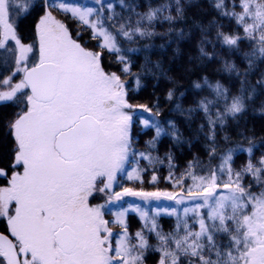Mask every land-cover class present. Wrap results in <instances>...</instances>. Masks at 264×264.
Here are the masks:
<instances>
[{
    "label": "snow or ice",
    "instance_id": "1",
    "mask_svg": "<svg viewBox=\"0 0 264 264\" xmlns=\"http://www.w3.org/2000/svg\"><path fill=\"white\" fill-rule=\"evenodd\" d=\"M0 264H264V0H0Z\"/></svg>",
    "mask_w": 264,
    "mask_h": 264
},
{
    "label": "trees",
    "instance_id": "2",
    "mask_svg": "<svg viewBox=\"0 0 264 264\" xmlns=\"http://www.w3.org/2000/svg\"><path fill=\"white\" fill-rule=\"evenodd\" d=\"M201 2H203V0H201ZM191 11L194 14L197 11V9L195 7H193ZM150 90L151 89H149V91ZM249 122H250V125H255L257 129H259V127H260V125L262 123V121H261V119L259 117V114L250 115L249 116ZM136 226H137L136 223L133 222V227H136ZM165 227H167V223H165Z\"/></svg>",
    "mask_w": 264,
    "mask_h": 264
}]
</instances>
